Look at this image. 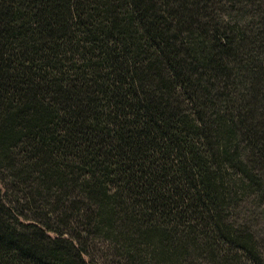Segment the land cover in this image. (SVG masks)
Returning a JSON list of instances; mask_svg holds the SVG:
<instances>
[{
    "label": "trees",
    "instance_id": "1",
    "mask_svg": "<svg viewBox=\"0 0 264 264\" xmlns=\"http://www.w3.org/2000/svg\"><path fill=\"white\" fill-rule=\"evenodd\" d=\"M264 0H0V264H264Z\"/></svg>",
    "mask_w": 264,
    "mask_h": 264
},
{
    "label": "rangeland",
    "instance_id": "2",
    "mask_svg": "<svg viewBox=\"0 0 264 264\" xmlns=\"http://www.w3.org/2000/svg\"><path fill=\"white\" fill-rule=\"evenodd\" d=\"M255 197L240 200L232 211V215H236L246 227L254 232L264 260V200H254Z\"/></svg>",
    "mask_w": 264,
    "mask_h": 264
}]
</instances>
